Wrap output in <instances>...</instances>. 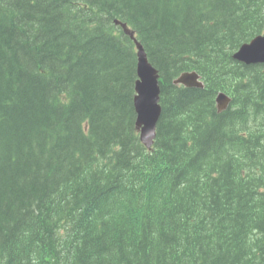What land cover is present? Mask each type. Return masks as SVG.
<instances>
[{
	"label": "trees",
	"instance_id": "obj_1",
	"mask_svg": "<svg viewBox=\"0 0 264 264\" xmlns=\"http://www.w3.org/2000/svg\"><path fill=\"white\" fill-rule=\"evenodd\" d=\"M116 21L160 73L151 148ZM259 34L264 0H0V264H264Z\"/></svg>",
	"mask_w": 264,
	"mask_h": 264
},
{
	"label": "water",
	"instance_id": "obj_2",
	"mask_svg": "<svg viewBox=\"0 0 264 264\" xmlns=\"http://www.w3.org/2000/svg\"><path fill=\"white\" fill-rule=\"evenodd\" d=\"M124 30L134 37L126 25ZM136 95L134 107L137 113L136 125L140 130V137L144 144L150 147L156 134L157 122L161 115L160 106V84L157 69L149 62L143 46L138 42ZM234 58L246 64L264 63V35H258L250 42L244 43L235 52ZM174 83H181L186 86L202 87L200 76L197 72H185L174 80ZM229 97L221 93L217 97L218 108L224 109L229 103Z\"/></svg>",
	"mask_w": 264,
	"mask_h": 264
}]
</instances>
